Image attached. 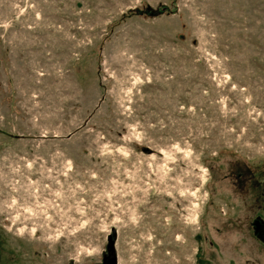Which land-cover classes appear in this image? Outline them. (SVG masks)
<instances>
[{"label": "rangeland", "instance_id": "rangeland-1", "mask_svg": "<svg viewBox=\"0 0 264 264\" xmlns=\"http://www.w3.org/2000/svg\"><path fill=\"white\" fill-rule=\"evenodd\" d=\"M257 221L264 0H0V264H264Z\"/></svg>", "mask_w": 264, "mask_h": 264}, {"label": "water", "instance_id": "water-1", "mask_svg": "<svg viewBox=\"0 0 264 264\" xmlns=\"http://www.w3.org/2000/svg\"><path fill=\"white\" fill-rule=\"evenodd\" d=\"M263 226L264 227V224H261V223H256L255 224V227H256V231L258 232V230H259V228H258V226ZM261 240H263L264 241V235L261 237ZM113 250H114V248L113 247H111V251L113 252ZM109 264H115V259H114V257H112V259H111V261L109 262Z\"/></svg>", "mask_w": 264, "mask_h": 264}, {"label": "flooded vegetation", "instance_id": "flooded-vegetation-1", "mask_svg": "<svg viewBox=\"0 0 264 264\" xmlns=\"http://www.w3.org/2000/svg\"><path fill=\"white\" fill-rule=\"evenodd\" d=\"M258 222V221H257ZM255 222V223H257ZM261 221H259L258 223H260ZM264 224V223H263ZM256 228V227H255ZM259 230H258V234L262 237L264 235V227L263 226H258Z\"/></svg>", "mask_w": 264, "mask_h": 264}]
</instances>
